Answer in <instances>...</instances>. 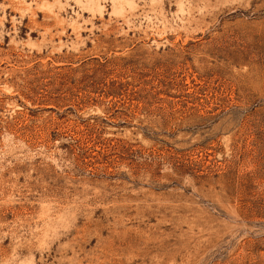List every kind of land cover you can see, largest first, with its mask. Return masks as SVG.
Listing matches in <instances>:
<instances>
[{"label": "rangeland", "instance_id": "374dc122", "mask_svg": "<svg viewBox=\"0 0 264 264\" xmlns=\"http://www.w3.org/2000/svg\"><path fill=\"white\" fill-rule=\"evenodd\" d=\"M0 264H264V0H0Z\"/></svg>", "mask_w": 264, "mask_h": 264}]
</instances>
